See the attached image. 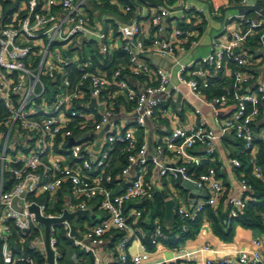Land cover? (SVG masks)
<instances>
[{
  "label": "built area",
  "instance_id": "2783aa9c",
  "mask_svg": "<svg viewBox=\"0 0 264 264\" xmlns=\"http://www.w3.org/2000/svg\"><path fill=\"white\" fill-rule=\"evenodd\" d=\"M95 1L98 3L101 0ZM179 2L178 12L187 11L183 1ZM249 2L238 0V5L243 7ZM147 6L160 11L162 16L170 14L162 6ZM24 10L22 17L0 27L2 264H36L27 251L41 254L44 264H48L45 228L29 211L30 206H37L43 218H60L65 212L89 211L88 205L92 202L106 213L107 218L92 227L86 224L80 235L81 240L73 237L70 231L73 221L79 216L70 222L50 226L49 246L54 254V264H65L63 254L56 248L59 236L71 241L74 248L91 254L93 264H99L92 247L102 244L103 237L111 230L119 234L117 250L120 264H146L149 254L144 246L140 247V252L127 255L131 240L146 235L134 226L143 213L137 209L129 212L128 208L132 203H148L153 199L155 193L145 183V174L148 165L155 163L156 158L146 156V145L137 144L130 127L119 126L114 106L119 99H124L132 106L129 125L143 128L148 120L158 116L162 103L171 100L173 92L177 91L172 85L171 74L159 66L152 67L146 60L147 55L156 56L165 63L175 62L179 82L196 96H203L211 86V79L224 71L228 63H233L232 87H224L222 94L212 97L210 103L217 107L233 105L234 109L223 120L222 126L242 144L243 152L250 151L255 141L260 140L264 145V135L259 136L256 132V125L264 117V76L255 88H249L250 78L246 69L250 57L236 52L248 38L259 32L258 56L264 65V20L256 21L245 14L231 16L230 19L236 20L240 29L229 30L228 43L213 45L209 54L199 62L211 69L212 73L200 69L195 75L188 76L186 70L189 65L176 59L175 52H188L197 47V35H193L192 31L176 29L171 42L160 35L145 41L137 15H131L126 22L117 23L114 32L122 41V51L128 59L129 77L153 79L151 85L136 92L119 70L107 76L94 71L91 62L80 61L71 55V44L75 39H93L104 44V34L88 26L75 0H27ZM123 10L128 14L138 12V7L134 10L125 7ZM153 23L156 24V20ZM156 30L159 34L161 28L157 27ZM101 55L110 60L106 44L101 47ZM73 71L78 76L74 77L71 74ZM87 98L96 101L99 110L97 117L87 113ZM168 109L165 107L163 112ZM106 127L108 129L102 133L103 137L95 140ZM203 137L206 140L205 151L211 154L213 133L202 128L186 131L176 127L164 142L155 145L157 157L167 152L183 159L179 167L172 170L162 168L159 172L161 178H176L179 173L183 180L195 183L199 189L208 190L207 198L194 211L177 208L176 212L183 221L194 220L205 206L215 209L223 191L213 168L196 177L190 173V167L196 164L186 154ZM117 145H122L119 151L125 155L122 169L117 157L112 155ZM231 163L235 168L240 167L237 160ZM119 169L120 177L132 175L121 192L115 193L113 185L115 180L119 181V176H114V172ZM252 177L264 185V172L256 163L252 164ZM240 188L242 193L252 192L253 189L252 184L244 178L240 181ZM65 190L68 198L59 209L52 203L34 200L44 195L51 201ZM164 200L172 199L167 195ZM13 203L18 210L13 208ZM228 204V217L231 219L236 218L245 206L243 198L231 199ZM261 219L264 224V214ZM130 221L134 224H130ZM184 229L182 225L181 230ZM149 239L152 244L167 240V234L159 222L154 223ZM252 245L254 249L250 251L239 252L231 258L208 257L203 264H264L259 251L261 242L255 239ZM203 250L211 252V247L207 244ZM177 253L183 264H190L192 257L183 249Z\"/></svg>",
  "mask_w": 264,
  "mask_h": 264
},
{
  "label": "crops",
  "instance_id": "0c3cea01",
  "mask_svg": "<svg viewBox=\"0 0 264 264\" xmlns=\"http://www.w3.org/2000/svg\"><path fill=\"white\" fill-rule=\"evenodd\" d=\"M132 1L137 2V0ZM179 1L180 0H171L170 2V0H167L166 5H159L169 11L170 14L166 16H162L160 11L147 6L146 3L138 4L136 6L138 7V12L133 11L132 15H137L138 22L144 32L145 41H148L155 35H160L163 39L171 42L173 41V38L171 37L172 33L176 29L192 31L193 35H197L199 42L197 47L188 52H175L176 59L181 61L184 65H189L186 70L188 76L195 75L200 69L206 70L208 74L212 73L211 69L205 65L199 64V62L209 54L213 45L221 46L228 43L227 32H229V30L240 29L237 21L230 19L231 16L245 14L256 21L264 20V4L261 0H250L249 4L243 7L238 5V0H182V3L186 6L185 8L187 10L182 13L178 12L180 8ZM75 4L79 6V9L83 12L88 26L93 30L104 34V44H106V47L108 48V56L110 60L104 59L101 55V47L104 44L93 39H75L71 44V55L80 61L86 60L87 63L91 62L94 71L106 74L107 76H110L113 71L119 70L122 73V77L134 87L136 92H140L145 86L151 85L153 82L152 78L133 79L129 77L127 68L128 62L127 59L125 61V54L122 51V41L114 32L117 23L126 22L129 18L128 15H126L127 13L123 10L125 5L122 4L120 0H114L113 5H115L116 12L118 13H107L106 11H102L101 7L98 8L95 0H78V2L75 0ZM24 7L25 2L23 1L19 4L18 10L14 14L13 19L17 18L19 14H24ZM154 20H156V24L153 23ZM157 27L161 28L159 34L156 30ZM258 45L259 44L257 43V46ZM250 51L251 49L246 44L236 50L237 53L239 52L244 56L250 57L249 67L246 69V73L250 78L249 88L253 89L261 83L263 79L264 65L259 61L258 48L253 55L250 54ZM147 61L152 67L157 66L153 64L151 60ZM163 69L171 74L172 85L173 87H176L177 91L173 92L171 100L165 101V104L162 103L160 109H158V116L152 120H148L143 128L131 124L129 125L132 120V106L126 103L124 99H119L114 107L119 126L124 127V125H126L127 127H130L137 144L146 145V156L149 159L156 158V162L150 163L147 167L145 183L155 194L161 196L159 191H163L168 195V198L172 199L174 202L173 217L170 221H166L165 200L161 196L164 202L163 223L159 219L154 221L161 224L168 239V233L170 230L169 224L173 221L175 216H178L176 212L177 208L182 207L189 212L194 211L199 204L205 201L202 197L205 196L204 192H206L208 196V190L207 188L199 189L200 191L194 197L196 203L193 205V208L190 209V202L192 199L189 197V192H185L176 183V178H161L159 176V172L162 168L167 167L172 170L181 166L183 159L177 158L167 152L162 156L157 157L155 151L156 144L164 142L167 137H169L171 131L176 127H180L186 131H190L194 128H202L205 131H211L213 133L214 138L210 140V144L213 148L211 154H207L205 151L206 140L203 137V139L196 144L194 149L186 154V157L195 160L194 164L196 165L190 167V173L193 177L199 175L196 171L205 165L208 167L205 172L211 168L215 171V178L220 182L223 189L217 207L215 209L211 208L214 210L213 214L215 217L219 213L229 215L230 207L228 203L231 199L243 198L245 202L243 210L247 203L252 200V192L242 193L240 181L243 178L248 181L253 180L252 164H257L259 151L262 147L264 149V145L260 140L255 141L253 148L247 152L248 164H242L237 158V156L243 154L242 144L234 138L231 131L224 130L222 126L223 120L227 118L234 109L233 105L228 107L213 106L210 103L212 97L210 94H207V91L203 96H196L193 94L186 85L179 82L175 62H166ZM234 69L235 65L233 63H228L224 71L211 79V82L213 83L212 86L222 87L224 83H229ZM165 107H169V111L163 112ZM86 109L88 114H91L94 117L98 116L99 110L96 108L95 100H89L87 98ZM196 111L199 113L197 114ZM104 132L106 131L104 130L97 134L95 140L101 139V137H103L102 133ZM256 132L259 136L264 135V117L260 119L256 125ZM233 160H237L240 163V167H233L231 163ZM246 174L249 177H247ZM131 175L122 177L123 182L113 185L115 193L121 192L126 186V182L130 181ZM168 181L172 183L169 187L167 184ZM177 186H179V188ZM56 197V199L51 201H49L44 195L33 199L38 203H52L57 209L55 206L56 200L59 198L63 204L68 198V193L66 190L60 191ZM150 202L132 203L129 205L128 210L131 212L132 210L137 209L144 214L147 205ZM88 209L89 216L87 217V220L78 221L77 218L73 221V225L77 228L79 236L83 234L86 224L87 227H92L98 225L107 218L106 213L99 210L94 202L88 205ZM263 214L264 212H256V215L259 217H262ZM90 216H94V219L90 220ZM129 223L134 224L133 221H130ZM134 226H136V224H134ZM136 228L145 232L138 226ZM144 237L149 238V234ZM144 237H134L131 240L128 246L127 255L130 256L140 252V247L144 246L149 254V261L146 264H183V261L177 253L179 249H183L192 257L190 264H203L204 259L208 257L213 259L231 258L239 252L254 249L252 240L255 239L261 242L259 251L262 256V261L264 262V230H251L236 224L233 227V233L230 238L228 240H223L214 233L213 225L206 216H202L200 227L196 235L182 244L180 243L176 248H170L165 243L167 240L159 241L155 244H152L150 241L152 250H149L142 242ZM118 240L119 234L115 230H111L103 237L102 244L92 247L99 264H120L117 250ZM207 244L211 247V252H205L203 250L204 246ZM76 260L79 262L76 263ZM63 261L65 264H93V256L89 253L85 254L82 250L77 248H66L63 255Z\"/></svg>",
  "mask_w": 264,
  "mask_h": 264
},
{
  "label": "trees",
  "instance_id": "16d2710c",
  "mask_svg": "<svg viewBox=\"0 0 264 264\" xmlns=\"http://www.w3.org/2000/svg\"><path fill=\"white\" fill-rule=\"evenodd\" d=\"M25 2L27 0H0V27L9 24L12 19L14 14L18 10V6L21 2ZM114 0H101L97 3L98 8L101 7L102 11H106L107 13H118L116 12L115 5H113ZM122 4L125 5V7H131L133 10L138 4H144L146 3L147 5H166L167 0H137V2H134L132 0H120ZM169 1V0H168ZM97 2V1H95ZM171 2V0H170ZM137 3V4H135ZM128 17L132 15V13L126 14ZM23 14H19L18 17H22ZM259 37V32L254 35L253 37L251 36L250 38L247 39L245 42L246 45L249 46L251 49L250 54H255L257 51V43H258V38ZM124 53V52H123ZM125 54V53H124ZM125 61L127 59V56L125 54L124 56ZM128 62V59H127ZM74 77L78 76V74L73 71L71 73ZM211 86L207 90V94H210L211 97L219 96L223 92L224 87H232V81H229L227 84H223L222 87H214ZM226 85V86H225ZM2 109L0 108V112ZM1 116V114H0ZM122 148V145H117L115 146V150L112 153L113 157H117L119 160V163L121 165L122 169L125 165V155L122 154L119 150ZM248 154L247 152H243L242 155L237 156V158L243 163L248 164L247 160ZM257 164L263 169L264 171V149L263 147L260 149L258 158H257ZM120 169L116 170L114 172V176L120 175ZM208 169V167L205 165L201 169L199 168L196 172L198 174L205 172ZM193 170V169H192ZM191 171V169H190ZM247 176V174H246ZM249 177V176H247ZM123 182L122 177L119 176V181L115 180L114 183H120ZM113 183V184H114ZM249 183L252 184V200L247 203L245 209L238 214V216L234 219H229L228 214H223L219 213L216 217L214 216V210H212L210 207L205 206L203 207L202 211L197 214V216L194 218L192 221H183L179 219L178 216H175L173 221L169 224L170 230L168 233V239L165 241V243L170 247V248H176L178 245L183 242H185L188 239H191L196 235V233L199 230L200 223H201V218L202 216H206L212 223L213 225V231L214 233L221 239L223 240H228L230 236L233 233V227L234 225H240L243 228L251 229V230H264V225L261 221V217L256 215V212H264V185L261 184L257 180H250ZM179 188V186H177ZM33 197H29V199H32ZM162 197L160 195L155 194L153 196L152 201L147 205V209L145 210V213L142 214V217L140 220H138L135 224L136 227H140L143 231H145L146 235L152 233V230L154 228V221L156 219H159L163 223V217H164V204H163ZM61 201L58 198L56 200L55 206L57 209H59V206L61 205ZM79 220H87L86 216H79ZM182 225L185 226L184 231L181 230ZM15 234V232H14ZM142 242L144 243L145 246L149 250H152V246L150 244V240L148 237H144L142 239ZM58 251H60L64 255L65 249H75L72 246L71 241L63 238L62 236H59L57 238V247ZM27 254L31 255L34 257L36 264H44V258L41 254L39 253H34L27 251ZM0 264H2V261L0 260Z\"/></svg>",
  "mask_w": 264,
  "mask_h": 264
},
{
  "label": "water",
  "instance_id": "95a60500",
  "mask_svg": "<svg viewBox=\"0 0 264 264\" xmlns=\"http://www.w3.org/2000/svg\"><path fill=\"white\" fill-rule=\"evenodd\" d=\"M147 60H151V62L159 67H164L165 66V61L159 59L158 57H153L151 58L150 55L146 56ZM179 100V98H178ZM107 127L104 129L105 131H107ZM73 141L70 140V144H72ZM176 183L185 191V192H189V197L192 199L191 200V205H190V209L193 208V205L196 203L195 200V195L200 191L199 188L197 187V185L193 182L187 181V180H183L181 178V175L179 173L176 174ZM159 193L161 194V196L166 199L167 195L163 192V191H159ZM204 197H202L203 199L207 198V194L206 192H204ZM173 207H174V202L172 200H166L165 201V220L166 221H170L171 218L173 217ZM29 211L31 213H34L36 216V220L37 222L41 223L44 228V239H45V249H46V260L48 264H54V254L53 251L51 250L50 246H49V231H50V226L52 224H59L63 221H67L70 222L75 216H86L88 215V211H79L76 212L74 214H68V213H64L60 218H43L39 215V211H38V207L33 205L30 206ZM94 216H90V220H93ZM71 231V235L73 237H75L78 240H81V236L78 235V233L76 232V228L75 226L71 225L70 228Z\"/></svg>",
  "mask_w": 264,
  "mask_h": 264
},
{
  "label": "rangeland",
  "instance_id": "374dc122",
  "mask_svg": "<svg viewBox=\"0 0 264 264\" xmlns=\"http://www.w3.org/2000/svg\"><path fill=\"white\" fill-rule=\"evenodd\" d=\"M261 1L264 4V0H261ZM76 2H78V0H76ZM167 184H168V187L172 185V183L170 181H168ZM13 208L18 210V208H16V206H15V203H13Z\"/></svg>",
  "mask_w": 264,
  "mask_h": 264
}]
</instances>
